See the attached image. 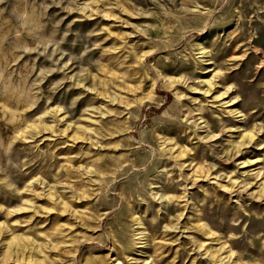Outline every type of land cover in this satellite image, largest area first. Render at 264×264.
Segmentation results:
<instances>
[{"label":"rangeland","instance_id":"obj_1","mask_svg":"<svg viewBox=\"0 0 264 264\" xmlns=\"http://www.w3.org/2000/svg\"><path fill=\"white\" fill-rule=\"evenodd\" d=\"M0 264H264V0H0Z\"/></svg>","mask_w":264,"mask_h":264}]
</instances>
